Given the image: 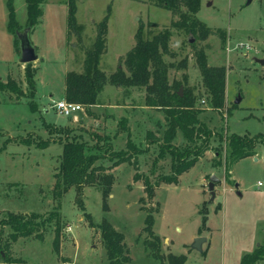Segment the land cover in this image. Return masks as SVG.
Here are the masks:
<instances>
[{
    "label": "rangeland",
    "instance_id": "1",
    "mask_svg": "<svg viewBox=\"0 0 264 264\" xmlns=\"http://www.w3.org/2000/svg\"><path fill=\"white\" fill-rule=\"evenodd\" d=\"M6 1L0 0V82L15 83L20 96L0 90V221L14 214L45 218L56 209V174L66 133L99 155L96 164L103 165L115 180L107 209L97 185L85 187L80 194L72 187L63 194L59 253L53 251V222L39 229L41 238L19 237L11 242L10 255L21 261L18 264H108L97 227L103 220L123 234L131 264H169L168 255L186 256L184 264H240L244 255L264 244V146L258 144L253 157L226 169V140L233 135L264 136V64L257 62L264 60V0L249 5L247 0H201L196 17L209 30L201 37L173 29L180 15L150 0H75L77 23L82 27L78 36L69 31L68 0H41L43 14L30 33L39 58L29 68L19 63L15 35L8 31ZM13 5L21 32L26 28V1L13 0ZM108 14L98 65L108 82L99 104L78 103L83 111L65 117L54 103L65 100L66 75L83 73L85 52L93 46ZM139 27L147 36L171 29V55L164 57L169 65L168 82L178 84L176 89L182 93L193 90L201 110L198 118L214 133L202 158H198L201 142L191 143L180 130L170 146L162 142L165 116L145 106L144 88L109 82L120 70L129 76L124 58L135 45ZM199 62L225 70L221 111L209 108ZM28 69L34 74V94L27 83ZM120 121L140 151L133 158L137 171L129 162L112 168V153L127 150V132L117 133ZM147 132L158 143L150 144ZM42 141L48 142L45 148L40 146ZM195 148L184 159L195 160L191 168L169 183L171 153ZM211 176L218 182L216 197L209 203ZM145 180L152 186V197L145 191ZM204 210L209 214L202 227L200 213ZM87 214L96 227L90 226ZM149 214L154 219L160 259L145 246L153 240L144 232ZM3 232L6 240L11 231L5 227ZM197 237L206 238L202 252L191 248ZM256 264H264V259Z\"/></svg>",
    "mask_w": 264,
    "mask_h": 264
},
{
    "label": "trees",
    "instance_id": "2",
    "mask_svg": "<svg viewBox=\"0 0 264 264\" xmlns=\"http://www.w3.org/2000/svg\"><path fill=\"white\" fill-rule=\"evenodd\" d=\"M27 5V21L26 28L32 29L39 24L43 12L40 7L41 0H25ZM157 6L163 9L174 11L180 15L178 22L172 23L173 29L182 30L185 34L191 36H200L203 33H209L206 26L201 23L196 14L200 10L201 0H150ZM68 26L69 31H74L79 36L82 27L78 25L76 19L77 6L75 0H68ZM8 11V31L13 33L17 42L18 24L16 20L13 0L6 1ZM186 8V11L182 9ZM109 14L100 23V30L96 36V41L93 46L85 52L84 71L77 74L74 72L68 73L65 77V100L71 103H82L85 106L91 107L99 104V96L103 92L108 80L104 73L98 68L100 56L105 46L106 24L109 19ZM143 27H139L135 34V45L126 54L124 65L129 76L122 70L118 71V75L110 78L109 82L116 86L124 88H144L145 106L151 109L162 112L165 116L167 129L165 130L162 142L170 146L176 138L177 131L180 130L186 140L194 143L195 140L201 142L198 146V158H202L206 151L209 150V140L214 136V133L203 124L198 116L201 110L196 106L197 98L193 90L187 88L180 96L176 89L178 84H169L168 69L164 57L170 56V39L172 36L171 29L162 30L151 36H147ZM19 50V49H18ZM28 65V64H27ZM29 68V65H28ZM199 69L202 76L203 84L208 93L209 108L215 111H221L225 105V86L226 73L224 68L210 67L206 62H199ZM33 72L29 69L26 71L27 83L35 93L36 87L33 79ZM0 90L4 92L11 91L16 97L20 96V89L13 82H0ZM121 122V123H120ZM119 122L117 133L127 132L128 142L127 150L113 152L112 168L123 163H131L134 168L138 169L136 158L140 151L137 150L131 141L130 131L126 125ZM151 132H147L146 137L148 142L155 143L158 141L154 137H150ZM226 169L244 158L253 157L258 144L264 146V136L259 134L254 137L233 135L230 140H226ZM48 142L42 141L40 146L45 148ZM161 147V146H160ZM162 150H165L162 148ZM193 151L179 152L178 150L171 153L172 157V175L168 178L169 183H174L178 176L191 168L195 160L185 162L186 156ZM100 156L96 153H91L88 146L84 142H79L76 138H69L66 133L64 137L62 155L60 157L59 170L56 174L57 185L55 188V196L58 200V206L50 213L48 217H43L39 214H14L0 221V264H18L21 261L14 259L10 255L11 242H15L19 237L39 235V229L45 227L46 224H55V236L52 242L53 251L58 254L60 250V232L62 228L61 215L59 213V200L70 188L74 187L78 194L85 187L98 186L102 193L103 207L107 209V199L111 194V189L114 185V176L107 173L103 165H97ZM139 175H135L138 179ZM145 182V191L149 197L153 196V189ZM81 210L84 209L83 203L80 204ZM202 227L205 226L208 219V211L201 212ZM90 226L96 227L92 222L91 216L86 215ZM154 219L151 214L145 219L144 232L152 237V241H146L145 246L148 250L154 253L155 258L160 259L157 251L159 250V241L153 233ZM8 227L11 233L9 238L3 239V229ZM103 246L108 257V264H131V258L125 238L123 234L116 231L115 228L107 221L103 220L97 226ZM264 259V244L257 248L253 253L246 254L242 257L240 264H256ZM167 261L169 264H184L186 256L168 255Z\"/></svg>",
    "mask_w": 264,
    "mask_h": 264
},
{
    "label": "water",
    "instance_id": "3",
    "mask_svg": "<svg viewBox=\"0 0 264 264\" xmlns=\"http://www.w3.org/2000/svg\"><path fill=\"white\" fill-rule=\"evenodd\" d=\"M253 0H247V5H249ZM31 29L25 28L21 32H17V40H18V49H19V63L23 65L34 63L38 60L39 56L37 53V48L34 46L31 37H30ZM189 43L193 42L192 38H189ZM257 62L264 64V60H258ZM180 96H182V91L180 90L178 93ZM241 99H237L235 101V104H239ZM218 182V179L215 176L210 177V181L208 183V190L211 195V200L209 203H212L216 197L215 192V183ZM235 188H239V184L235 185ZM206 240L205 237H197L194 239L191 248L202 252V243Z\"/></svg>",
    "mask_w": 264,
    "mask_h": 264
},
{
    "label": "built area",
    "instance_id": "4",
    "mask_svg": "<svg viewBox=\"0 0 264 264\" xmlns=\"http://www.w3.org/2000/svg\"><path fill=\"white\" fill-rule=\"evenodd\" d=\"M54 108L59 112V114L65 117H74L77 113L83 111V108L80 104L71 103L66 100L55 102Z\"/></svg>",
    "mask_w": 264,
    "mask_h": 264
},
{
    "label": "crops",
    "instance_id": "5",
    "mask_svg": "<svg viewBox=\"0 0 264 264\" xmlns=\"http://www.w3.org/2000/svg\"><path fill=\"white\" fill-rule=\"evenodd\" d=\"M166 121V120H165ZM130 131V130H129Z\"/></svg>",
    "mask_w": 264,
    "mask_h": 264
}]
</instances>
